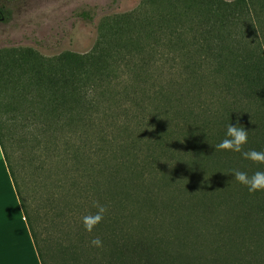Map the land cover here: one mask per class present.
Here are the masks:
<instances>
[{
	"label": "trees",
	"instance_id": "trees-1",
	"mask_svg": "<svg viewBox=\"0 0 264 264\" xmlns=\"http://www.w3.org/2000/svg\"><path fill=\"white\" fill-rule=\"evenodd\" d=\"M97 32L84 54L0 49V150L40 264H264V192L232 176L264 165L215 150L231 124L264 151V0H141ZM33 121L81 141L62 148L73 168L47 202L66 230L46 246L7 153Z\"/></svg>",
	"mask_w": 264,
	"mask_h": 264
},
{
	"label": "rangeland",
	"instance_id": "rangeland-1",
	"mask_svg": "<svg viewBox=\"0 0 264 264\" xmlns=\"http://www.w3.org/2000/svg\"><path fill=\"white\" fill-rule=\"evenodd\" d=\"M140 1L0 0V49L30 47L45 57L66 51L87 53L96 41L98 25L103 19L132 12ZM40 128L42 125L33 121L29 122L26 134L18 127L12 129L7 153L16 167L15 176L24 201L36 214L37 227L46 246L50 232L57 239L61 236L62 241L66 230L63 221L55 216V206L47 202L55 194L56 198L61 195L62 189L53 181L65 180L69 174L64 171L73 168L70 156L63 155L62 148L67 143L78 145L81 141L79 133L72 135L66 129L48 137L41 136ZM42 143H56V146L47 154ZM40 162L44 164L43 169L39 168ZM76 207L72 201L70 208Z\"/></svg>",
	"mask_w": 264,
	"mask_h": 264
},
{
	"label": "crops",
	"instance_id": "crops-1",
	"mask_svg": "<svg viewBox=\"0 0 264 264\" xmlns=\"http://www.w3.org/2000/svg\"><path fill=\"white\" fill-rule=\"evenodd\" d=\"M0 264H40L1 150Z\"/></svg>",
	"mask_w": 264,
	"mask_h": 264
},
{
	"label": "clouds",
	"instance_id": "clouds-1",
	"mask_svg": "<svg viewBox=\"0 0 264 264\" xmlns=\"http://www.w3.org/2000/svg\"><path fill=\"white\" fill-rule=\"evenodd\" d=\"M248 143V131L243 126L228 125L226 137L216 145V151H228L240 153L242 158L254 164L264 165V151L250 149L245 151L244 146ZM234 180L245 186L250 194L264 192V171H256L251 176L240 170H232ZM95 213H90L82 217L85 230L91 234L103 222L107 213V208L98 202L94 205ZM91 246L103 247L102 240L97 236L90 241Z\"/></svg>",
	"mask_w": 264,
	"mask_h": 264
}]
</instances>
